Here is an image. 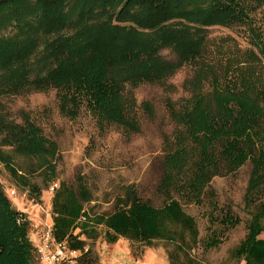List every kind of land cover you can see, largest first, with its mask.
<instances>
[{"label": "trees", "instance_id": "1", "mask_svg": "<svg viewBox=\"0 0 264 264\" xmlns=\"http://www.w3.org/2000/svg\"><path fill=\"white\" fill-rule=\"evenodd\" d=\"M262 9L264 0H0V96L53 90L64 116L86 111L102 128L136 132L140 109L152 115L153 107L139 104L135 90L145 83L166 87L181 67L193 70L184 82L188 95L177 105L167 102L174 128L162 161V205L126 186L112 212L90 216L83 206L90 192L81 177L78 191L58 183L51 200L56 241L84 250L86 238L102 225L107 243L124 238L140 253L165 242L169 264H195L185 254L200 242L199 228L181 200L207 201L209 220L221 231L236 226L239 217L219 211L210 183L250 161L244 194L249 219L232 253L240 264H264ZM212 26L243 28L246 44L227 37L221 38L227 46L221 39L210 42ZM20 120L9 119L0 102V163L39 195L25 174L53 176L57 145L28 112ZM2 146L27 158L29 170L16 169ZM219 229H210L204 249L219 244ZM31 231L30 217L0 181V264H37L39 240ZM75 264H95L88 248Z\"/></svg>", "mask_w": 264, "mask_h": 264}, {"label": "rangeland", "instance_id": "2", "mask_svg": "<svg viewBox=\"0 0 264 264\" xmlns=\"http://www.w3.org/2000/svg\"><path fill=\"white\" fill-rule=\"evenodd\" d=\"M260 14H264L263 9ZM207 34L210 42L227 37L230 43L234 39L242 47L246 44L243 28L240 27L212 26L207 29ZM221 42L228 45L223 39ZM162 53L166 58L174 59L172 52L164 50ZM192 71V67L184 66L168 79L166 87L145 83L135 90L139 104L146 101L153 107L152 115L140 109V129L136 132L126 131L116 125L102 128L86 111L75 118L64 116L59 111L53 90L0 96L2 108L9 119L20 122L21 112H28L44 134L57 145L56 171L53 176L51 174L47 178L42 171H28L25 174L29 183L40 191L39 195L29 190V187H24L0 163V181L12 203L30 217V236L34 241L38 242L37 235L40 237L46 217L36 204L51 209L52 180L78 191L80 176L81 183L90 192V199L83 203L90 216L112 212L116 199L122 196L126 186H133L141 199L156 206L162 205L165 200V195L159 190L163 176L162 161L168 147L167 140L174 128L167 102L177 105L188 95L184 82L192 75ZM261 73L264 76V69H261ZM2 149L11 154L16 169L23 172L29 170L31 164L27 158L8 147L2 146ZM251 169V162L248 161L236 172L216 176L210 183L219 211L229 209L240 219L239 224L228 230L221 231L217 223L210 222L208 214L211 207L207 201L205 205L198 206L181 200L184 209L194 216L199 228L200 242L185 254L195 264H240L232 250L244 237L249 219L244 208V194ZM11 190H15L14 195H11ZM95 229V236L86 238V246L95 264H130L133 258L143 259L142 264H146L148 259L151 264H159L162 260L169 264L165 242L144 246L137 253L127 239L119 238L114 243H107L104 240V227L98 225ZM210 229H219L224 234L220 233L221 240L217 246L204 249L201 241Z\"/></svg>", "mask_w": 264, "mask_h": 264}, {"label": "built area", "instance_id": "3", "mask_svg": "<svg viewBox=\"0 0 264 264\" xmlns=\"http://www.w3.org/2000/svg\"><path fill=\"white\" fill-rule=\"evenodd\" d=\"M57 187V181L51 182L50 191L53 192ZM12 194H15V190H11V195ZM36 206L46 216L36 250L37 264H75L78 257L86 251L87 248H84V250H77L70 248L65 240L56 241L53 235L51 209H44L40 204H36ZM76 232H78V228L75 229V233Z\"/></svg>", "mask_w": 264, "mask_h": 264}, {"label": "crops", "instance_id": "4", "mask_svg": "<svg viewBox=\"0 0 264 264\" xmlns=\"http://www.w3.org/2000/svg\"><path fill=\"white\" fill-rule=\"evenodd\" d=\"M123 262H126V260H124ZM142 262H143V259L141 258H137V260L133 258L130 264H142ZM145 262H147L146 264H151V262H149V259L146 260ZM159 264H166V263L162 260Z\"/></svg>", "mask_w": 264, "mask_h": 264}]
</instances>
